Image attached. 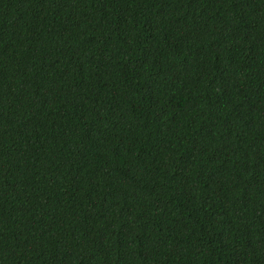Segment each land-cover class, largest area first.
<instances>
[{
  "label": "trees",
  "instance_id": "obj_1",
  "mask_svg": "<svg viewBox=\"0 0 264 264\" xmlns=\"http://www.w3.org/2000/svg\"><path fill=\"white\" fill-rule=\"evenodd\" d=\"M0 264H264V0H0Z\"/></svg>",
  "mask_w": 264,
  "mask_h": 264
}]
</instances>
